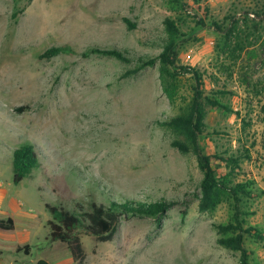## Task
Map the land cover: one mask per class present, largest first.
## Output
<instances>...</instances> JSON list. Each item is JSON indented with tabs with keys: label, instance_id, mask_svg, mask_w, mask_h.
<instances>
[{
	"label": "rangeland",
	"instance_id": "rangeland-1",
	"mask_svg": "<svg viewBox=\"0 0 264 264\" xmlns=\"http://www.w3.org/2000/svg\"><path fill=\"white\" fill-rule=\"evenodd\" d=\"M263 6L264 0H0V218L15 222L13 231H0V264H240L239 252L217 244L213 227L228 221L229 204L200 212L199 160L174 148L176 134L161 125L190 99L191 75L181 77L172 104L159 62L125 78L136 61L88 49L158 55L166 20L175 22L178 63L200 71L205 95L222 106L208 108L204 153L250 156L238 181H255L248 223L264 228ZM232 19L239 29L227 43L214 24L225 30ZM50 49L59 53L44 55ZM24 144L36 147L41 165L15 185L12 154ZM123 198L179 203L160 225L121 219L108 241L80 231L79 262L67 244L49 240L46 204L81 213L80 204ZM25 245L30 253L18 252ZM248 247L254 263L264 264V245Z\"/></svg>",
	"mask_w": 264,
	"mask_h": 264
},
{
	"label": "trees",
	"instance_id": "trees-1",
	"mask_svg": "<svg viewBox=\"0 0 264 264\" xmlns=\"http://www.w3.org/2000/svg\"><path fill=\"white\" fill-rule=\"evenodd\" d=\"M232 20L231 25L225 30L218 23L214 24L219 32L224 31L227 43L239 29L238 22L235 19ZM125 21L130 27H135V24L129 19ZM165 24L168 37L163 45V51L158 55L132 58L127 51L116 47L100 46L90 47L88 53L115 58L129 64L136 61V66L123 74L125 78L137 75L159 62L161 85L172 104H175L180 97L181 77L191 75L194 85L191 87L190 99L185 101L186 105L180 108V113L177 116L161 123V125L173 130L176 134L177 139L172 142L174 148L183 154L193 153L199 160L204 174L199 187L201 191L200 212L215 211L223 203H228L230 206L228 221L213 225L217 232V244L228 250L239 252L240 264H257L253 261V250L248 247V241L264 245V228L248 223V219L252 215L250 202L254 199L256 184L254 180L238 181L242 171L241 161L250 156L247 154L241 157L232 154L219 157L204 153L201 135L206 129L208 108L222 106L217 98L205 95L203 75L200 71L178 63L180 30L171 19H167ZM238 47L240 50L244 49L243 46L239 45ZM49 53L56 55L59 50L50 49L44 55H49ZM215 159L223 165L225 172H218V167L213 164ZM12 161L15 185L20 184L41 165L40 155L33 144H24L14 149ZM178 203V201L168 199L142 202L130 198H123L119 201L112 200L108 205L90 201L86 205H79L81 213L71 212L48 203L45 207L52 216V219L48 221L49 240L67 244L73 260L79 262L84 259L80 231L94 235L102 241H108L112 239L121 219L148 218L155 220L160 225L168 211ZM14 228L15 222L12 217L0 218V231L9 232ZM22 250L29 254L31 247L25 245L18 248L19 252ZM36 264L52 263L46 259H40Z\"/></svg>",
	"mask_w": 264,
	"mask_h": 264
},
{
	"label": "crops",
	"instance_id": "crops-1",
	"mask_svg": "<svg viewBox=\"0 0 264 264\" xmlns=\"http://www.w3.org/2000/svg\"><path fill=\"white\" fill-rule=\"evenodd\" d=\"M19 248V247H18ZM19 252V251H18ZM71 252V251H70ZM73 258V257H72ZM53 261V263L52 264H65V261H60V262H57V261H54V260H52ZM50 262V261H49ZM37 263V262H36Z\"/></svg>",
	"mask_w": 264,
	"mask_h": 264
}]
</instances>
